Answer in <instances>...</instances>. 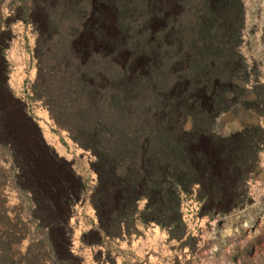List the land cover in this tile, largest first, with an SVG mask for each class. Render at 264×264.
<instances>
[{"label":"trees","instance_id":"1","mask_svg":"<svg viewBox=\"0 0 264 264\" xmlns=\"http://www.w3.org/2000/svg\"><path fill=\"white\" fill-rule=\"evenodd\" d=\"M123 0H32L26 16L39 29L37 74L31 90L57 128L95 156L92 203L99 230L118 236L134 215L182 238L181 194L197 186L204 208L236 201L256 161L261 128L229 136L212 131L218 112L238 101L237 79L247 68L236 46L241 0H143V32L125 21ZM0 0V19L1 5ZM194 3V4H193ZM117 16L110 30L107 9ZM193 9L185 23L182 13ZM16 10V11H18ZM6 31L0 27V50ZM4 61L0 59V71ZM1 77V76H0ZM6 103L0 100V115ZM190 118L191 127L184 128ZM13 142L0 133V142ZM22 181L31 187L46 222L62 228L52 193L65 204L72 184L58 176L42 191L29 173L34 154L15 150ZM145 206L138 210V202ZM63 246V245H62Z\"/></svg>","mask_w":264,"mask_h":264},{"label":"rangeland","instance_id":"2","mask_svg":"<svg viewBox=\"0 0 264 264\" xmlns=\"http://www.w3.org/2000/svg\"><path fill=\"white\" fill-rule=\"evenodd\" d=\"M241 1L243 20L236 50L247 74L237 79L242 89L238 101L213 120L212 131L220 136L247 128L264 130V0ZM31 4L32 0H3L0 27L6 34L0 59L9 90L23 103L42 140L67 168L57 170L55 176H65L75 190L64 211L69 218L67 226L55 229L40 225L34 212V191L22 181V167L14 163L10 147L0 143V264H264V133L236 201L225 209L204 208L196 198L197 186L189 194H181V239L156 222L144 223L138 214L133 216V226L122 227L118 236L98 229L92 203L98 182L95 156L75 143L67 131L57 128L47 108L31 97L39 29L34 15L29 17L18 10L22 6L26 10ZM142 5L143 0L122 2L130 12L125 21L138 33L144 30ZM107 13L112 20L110 30L117 33L116 13L112 8ZM192 13L193 9H184L185 23L192 19ZM40 121L47 127L50 143L44 138ZM190 127L187 118L184 128ZM51 199L58 212V194L52 193ZM145 202L140 200L137 209L142 210Z\"/></svg>","mask_w":264,"mask_h":264},{"label":"flooded vegetation","instance_id":"3","mask_svg":"<svg viewBox=\"0 0 264 264\" xmlns=\"http://www.w3.org/2000/svg\"><path fill=\"white\" fill-rule=\"evenodd\" d=\"M0 76V100L4 101L7 106L5 112L0 115V133L4 132L13 138V142L8 143L1 141L0 143L10 147L13 161L18 168L20 166L16 163L15 150H18L25 157L34 154L33 165L30 171L37 180L41 190L46 192L49 182L56 185L60 184L58 177L55 176L57 174L56 171L60 169L66 170L67 168L63 166V160L58 158L48 144L42 140L36 124L27 116L21 117L25 108L23 103L15 98L8 88L4 65L1 67ZM74 190L75 189L72 190V194L69 196L66 203H59L60 206L57 207V213L62 220V229L67 226L69 218L66 219L64 211L69 207V203L72 201ZM58 201L60 202V200ZM46 209V206H40L38 202H36L34 212L36 213L35 216L38 218L40 225L49 226L50 223L46 222L44 216Z\"/></svg>","mask_w":264,"mask_h":264},{"label":"bare ground","instance_id":"4","mask_svg":"<svg viewBox=\"0 0 264 264\" xmlns=\"http://www.w3.org/2000/svg\"><path fill=\"white\" fill-rule=\"evenodd\" d=\"M39 124H40V126H42V132H43V135H44L45 140H46L48 143H50V141H51V137H50L49 132L47 131V127H46V125H45L42 121H40ZM60 152H62V151H60Z\"/></svg>","mask_w":264,"mask_h":264},{"label":"water","instance_id":"5","mask_svg":"<svg viewBox=\"0 0 264 264\" xmlns=\"http://www.w3.org/2000/svg\"><path fill=\"white\" fill-rule=\"evenodd\" d=\"M15 98H17L16 96H14ZM18 99V98H17ZM24 116H27L28 118H30L31 119V121L34 123V124H36V122H35V120H34V118L33 117H31V116H29V114H28V112L25 110L24 112H23V114L21 115V117H24ZM36 126L38 127V125L36 124ZM41 136V135H40ZM42 137V136H41Z\"/></svg>","mask_w":264,"mask_h":264}]
</instances>
